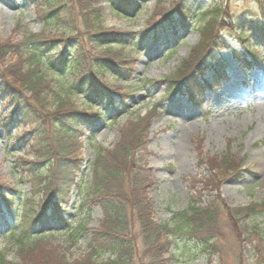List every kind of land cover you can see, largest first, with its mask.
Here are the masks:
<instances>
[{"label":"rangeland","instance_id":"rangeland-1","mask_svg":"<svg viewBox=\"0 0 264 264\" xmlns=\"http://www.w3.org/2000/svg\"><path fill=\"white\" fill-rule=\"evenodd\" d=\"M174 1L147 0L137 16L128 20L116 14L107 0H100V24L107 31L139 34L149 21H163L159 8L167 10ZM184 3L193 12L186 26L178 25L175 34L166 30L156 41L121 49L123 61L132 65L131 80L104 74L105 82L126 97L123 103L122 96H114L118 103L114 104L117 111L112 120L111 109L101 107L104 121L89 126L80 138L78 149L73 153L82 159L80 189L76 187L74 201L61 216L74 225L83 220L89 229L99 227L103 216L98 207H93L88 215L84 214L86 211L73 212L72 207L81 202L89 187L90 165L97 149L110 151L122 136L129 137L126 135L128 124L139 123L137 127L147 133L148 141L146 152H142L146 177L139 198L149 201L155 222L174 218L175 214L186 210L190 202H198L201 209L217 211L216 227L220 233L216 247L220 252L208 260L195 253V243L181 241L168 247L162 258L164 264H264V241L252 242L247 233L237 238L238 220L228 221L226 217L227 210L254 207L257 214L239 221L242 226L239 229L255 224L264 230V49L248 50L243 47L245 41H238L235 33L233 39L226 31L232 20L237 31L243 24L247 28L252 26L259 39L255 41L257 37L251 35L249 45L264 44V7L261 8L264 0H184ZM215 14H219L220 26L217 27L221 28L214 33L218 45L211 52L207 50L210 53L206 62L211 58L217 62L219 73L225 79L218 83L212 80L215 73L212 68L206 75L194 76L193 80L203 82L199 92L192 90L185 96L176 93L168 97L166 83H170L180 65L190 60L195 50L199 49V54L203 51L201 45L205 36L202 37L200 30L207 27L211 15ZM27 32L45 38L61 35L63 31L39 21L29 0H0V44L21 41ZM91 47L92 51L100 53L98 46ZM114 49L120 50L119 47ZM14 60L8 56L5 67ZM22 72L27 74L28 71L24 68ZM40 73L55 81L53 90L58 96L70 99L81 111L95 112V107H89L82 98L62 91L61 85H66L58 76L47 70ZM146 79L158 80L160 84L152 86ZM29 130L30 126L13 122L0 101V191L7 195L17 190L23 200L33 192V185L27 181L26 165L37 161V154L26 145L30 141ZM222 156L230 160L227 167H220ZM81 190L83 194L77 195ZM124 191L131 195L129 190L124 188ZM2 204L0 198V207ZM56 221L50 218L45 222L53 227ZM46 226L44 228L51 229ZM133 228V234L139 236L135 222ZM43 230L41 228L40 232ZM136 238V264H152L146 255V246ZM88 239L89 235H84L71 247L63 235L56 233L43 243V251L37 253H41L48 264H61V260L72 262L89 252ZM167 240L165 236L159 239L160 243ZM15 251L12 239L0 234V252L7 260H12Z\"/></svg>","mask_w":264,"mask_h":264},{"label":"trees","instance_id":"trees-1","mask_svg":"<svg viewBox=\"0 0 264 264\" xmlns=\"http://www.w3.org/2000/svg\"><path fill=\"white\" fill-rule=\"evenodd\" d=\"M29 1L36 9L39 21L45 26L60 28L63 32L45 38L27 32L21 41L0 44V101L9 111V118L13 122L30 126L27 132L30 141L26 145L37 154V161L26 165L27 181L33 185L29 198L23 200L17 190H11L7 195L0 191L3 203L0 207V234L2 237L9 236L16 248L12 260H7L0 252V264H48L37 251H43V243L56 233L63 235L71 247L84 235H89L90 250L86 256L68 263L61 260V264H136V237L146 246V255L152 264H164L162 258L168 247L181 241L195 243V253L210 260L220 252L216 247L220 233L216 227V210L201 209L198 202H190L187 209L175 214L174 218L158 223L154 220L149 201L139 198L146 177L142 152H146L148 145L147 133L137 127L139 123L128 124L126 131L129 132L126 135L129 137L122 136L110 151L97 149L90 165L91 181L86 194L79 204L72 207L73 212L82 214L86 211L84 214L87 215L93 207H98L103 216L99 227L89 229L83 220L74 225L61 216L74 201L76 187L80 189L78 180L83 168L82 159L73 155L80 138H83L89 126L104 121L101 107L111 109L112 120L117 111L114 104L118 103L114 96H122L123 103L126 97L105 82L104 74L131 80L132 65L123 61L121 49L126 46L133 49L136 45L156 41L166 30L175 34L178 25H187L185 22L193 13L191 9L184 0H175L167 10L158 9L159 17L164 22L149 21L138 34L107 31L102 27L100 0ZM146 1L107 0L116 14L128 20L137 16ZM263 7L264 3H261ZM218 16L211 15L210 19L214 21H208L207 27L200 30L202 37L205 36L201 45L205 53L201 50L199 54V49L195 50L191 59L180 65L170 83H166L168 97L176 93L185 96L192 90L199 92L203 82L193 80L194 76L212 71V68L215 70L214 81L218 83L221 79L218 63L212 58L206 62L211 49L218 45V39L214 40V33L221 29L217 27L218 24L220 26ZM240 28L237 31L232 20L226 31L233 39L235 33L238 41H245L243 47L248 50L264 49V44L249 45L251 35L257 37L255 41L259 39L254 27L247 28L243 24ZM92 45L98 46L100 53L92 51ZM117 47L120 50L114 49ZM8 56L16 60L5 67ZM24 68L27 74L22 72ZM42 70L58 76L66 85L59 83L63 86L62 91L82 98L89 107H95V112L81 111L70 99L58 96L53 90L52 83L55 81L41 74ZM145 82L152 86L160 84L158 80L151 79ZM136 161L139 163L135 164ZM220 161V167L230 165L227 156H222ZM124 188L131 195H127ZM83 192L81 190L77 195L81 196ZM256 214L254 207L226 211L228 221L238 220L237 238L247 233L252 242L264 241V230L258 229L255 224L244 230L239 229L242 227L239 221L241 223ZM50 218L57 220L53 227L45 222ZM134 222L140 231L139 236L133 234ZM41 228L44 229L43 233L40 232ZM163 236L169 240L160 243L159 239ZM34 254L38 255L32 260Z\"/></svg>","mask_w":264,"mask_h":264}]
</instances>
